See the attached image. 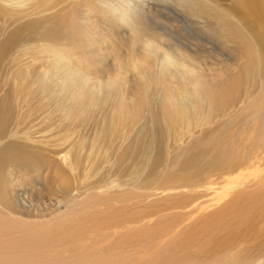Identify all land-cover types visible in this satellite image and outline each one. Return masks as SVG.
Masks as SVG:
<instances>
[{"label": "bare ground", "instance_id": "6f19581e", "mask_svg": "<svg viewBox=\"0 0 264 264\" xmlns=\"http://www.w3.org/2000/svg\"><path fill=\"white\" fill-rule=\"evenodd\" d=\"M64 1L0 0V14L7 16L10 22L12 15H15L17 22L21 18L28 17L32 12H47ZM184 1L190 4L193 2V0ZM208 1L213 18L220 20V23H217L218 34L233 44L228 47V54L236 55L234 58L236 63L226 66L225 75L231 76L230 74L234 73L241 62L242 65L252 67L250 71L254 77L252 81L249 78L250 84L238 97L230 96L228 98L230 101H225L229 102L228 105L218 108L219 112L210 116L212 119L224 115L232 103L236 104L242 100L240 96L243 95V98L247 96L253 85L257 83V79L262 77L264 0H233L231 6L225 10L211 0ZM195 8L199 14H203L206 10V6L201 4H197ZM27 26L29 28L30 24ZM24 28L25 25L21 26L19 31ZM161 44L155 39H143L140 47L145 59L153 57L158 50H161ZM235 48H243L244 51L242 54H236L239 51L235 52ZM163 55L161 64L156 62L148 66L147 62L139 58L132 63V71H136L144 81L147 75L163 74L165 70L175 78L173 83L178 92L171 94L162 87L164 94L161 91V95L159 93L155 97L152 108L159 109L160 112L166 110L165 112L172 113L170 110L172 108L185 110L189 107V110H192L191 107L201 106L204 101L211 100L215 90L213 87L217 86L218 81H223V73L219 78L211 75L210 81H207L204 75H197L205 70V66L193 59L189 53L179 51L178 56H174L169 50H164ZM55 57L57 60L51 64V67L56 75L50 76V80L49 76L36 79H40L39 83L48 95L51 93L61 103L71 101L70 103L79 107L81 114H84L90 106L102 105L103 99L110 97L109 94L103 93L102 89L109 91L112 86L111 79L101 82L98 79L90 84L88 74L72 68L70 62L62 60L60 55L56 54ZM5 68L3 66L0 69L5 70ZM14 76L16 77L17 74L15 73ZM19 82L14 79L9 103L0 102V264H34L25 260L35 256L44 257L45 251L68 245L70 249L74 247L79 253L83 251L84 253L72 259L56 256L38 264H264V248L250 251L244 247L248 242V239L245 240L248 235H245L247 229L251 230L250 236H254V230L261 233L264 229V218L259 216L258 219H251L257 211L264 212V174L259 177V168L262 165L264 167V140L263 137L255 134L256 127L253 128L254 130H241L239 139L233 138L232 142L238 144L233 154L229 155L230 152L213 149L211 161L205 162L207 167L204 169L211 166L214 169L208 172L218 170L217 173L220 175L234 173V176L227 179V187L222 188L221 193L213 200L216 201L214 204L218 205L217 209L207 212L203 216L204 219L200 218L196 230H192L193 232L188 230L177 242L178 245H182L181 243L186 241L189 245L196 241L193 240L194 237L202 234L210 239L209 244L214 245L212 237L218 234L220 240L216 245L220 244L218 246L223 248L222 253L218 254L216 250L218 246H216L212 253L210 252L212 249H206V257L202 260H195L196 257L179 260L168 256L165 252L150 256L143 243H148L146 239L163 236L168 232V228L158 222L156 230L148 233L149 228L142 227V230L138 231L128 225L145 221L147 220L145 218L157 215L161 210L169 207L155 206L147 200V196L158 189L190 188L192 192L198 187V178L204 177L208 172L205 173L204 169L197 168L188 171L190 162L185 159L181 162L170 160L159 169L161 164L158 161V163L153 161L150 163L139 154L128 155L127 151L131 144L127 145V150L123 149L124 138L127 133L128 136L134 131L138 134L134 126L139 124L140 118L137 117L140 115L138 110L125 112L119 107L115 108L114 114H130L135 118L129 119V122L124 124L110 123L109 138L106 140L96 138L98 134L94 130L97 127L95 123L89 120L72 122L69 118H65L63 121L56 120L57 122H50L41 127L37 139L45 143H53L52 146L47 144L46 147H41L37 145L39 140L30 136V129L24 127L26 122H22L21 110L23 106L35 102L42 105L44 102L33 93V98H30L29 93L25 97L19 96L24 85L30 90L31 85L37 81L30 84ZM163 84L165 85V82ZM147 85H149L148 80ZM99 95H103L104 98H96ZM122 98L121 95L120 103ZM147 99V102H150L151 99ZM125 101L123 103L131 105L132 100ZM123 103L122 107L125 106ZM205 107L211 112L210 105ZM89 117V114L85 113L83 118ZM206 118L207 116L202 121H193L192 125L185 129L184 134H181L178 125L185 124L182 120L175 121L172 128L164 125L165 132L172 133L174 130L171 136L173 140L167 148L175 149L178 147L175 145L177 142L180 144L184 135L188 137L194 135L197 127L204 124L203 120ZM142 124L146 126L145 121ZM175 128L178 133L175 132ZM90 129H93V132L89 134ZM232 130L233 135L237 127H232ZM101 141L103 144L100 143ZM58 145L64 148H59ZM193 146H196L195 143L190 147ZM188 150L191 151L190 148ZM60 153L62 155L57 158ZM247 169L252 170L246 175L242 174L243 170ZM249 174H254L252 178L261 179L249 182L251 180L248 179ZM35 186L43 188L46 196L34 199L23 195V191L26 190L32 193L33 189H36ZM238 186L241 189H238ZM89 189H94V192H89L88 200L80 210L71 207L66 212L59 210L61 204L69 199L77 197L82 201L80 196ZM190 192L184 191L185 200L179 204L182 209L196 198V195ZM249 195L254 198L249 199ZM68 204L71 205L69 201L66 206ZM197 209L201 211L203 207L198 205ZM226 217L229 220L224 221ZM176 219L177 217L173 218L172 228L177 225L174 222ZM243 223L245 227L242 228ZM215 226L218 229H215ZM119 227L125 228L126 232L119 234L117 229ZM205 243L209 247L208 241Z\"/></svg>", "mask_w": 264, "mask_h": 264}, {"label": "rangeland", "instance_id": "374dc122", "mask_svg": "<svg viewBox=\"0 0 264 264\" xmlns=\"http://www.w3.org/2000/svg\"><path fill=\"white\" fill-rule=\"evenodd\" d=\"M211 1L224 10L233 3V0ZM193 2L190 4L184 0H65L47 12H32L28 16L29 18H21L17 22L15 15H12L10 22L7 20V16L0 14V68L6 67L5 70L0 69L1 104L9 103L14 79L18 83L21 81L24 84L37 81L31 85L30 90L24 85L19 92L20 97H25L29 93L30 98H33V93L44 102L42 105L35 102L32 105L23 106L21 110L23 111L22 122H26L24 127L30 129V136L36 139L39 138L41 127L47 123L69 118L72 122L89 120V122L95 123L97 127L94 130L98 134L96 138L106 140L109 138L110 123L124 124L129 122V119L135 118L130 114H114L115 108L119 107L125 112L138 110L140 116L137 118H140V121L134 126L138 134L134 131L128 136L127 133L124 138L123 149L127 150V145L131 144L127 151L128 155L139 154L150 163L158 161L161 164L159 169L170 160L181 162L185 159L190 162L188 171H194V168L202 170L207 167L205 162L211 161L213 149H217L219 152H230L229 155L237 150L238 144L232 140L233 138L239 139L240 134H242L241 130L249 131L256 127L255 134L263 137L264 140V71L261 79L257 76L259 80L257 79V83L253 85V89L248 92L247 96L245 95L244 98L243 95L240 96V100H242L236 104L231 102L232 106L224 115L210 119V116L219 112L218 108L228 105L230 96L231 98L238 97L250 84L249 78L252 81L254 77L250 71L252 67L242 65L241 62L234 73L230 74L231 76L225 75L227 74L226 66L235 62L236 55L230 56L228 54V47L233 46V44L218 34L217 23H220V20L213 18L210 1L193 0ZM197 4L206 6L205 11L208 12L204 11L203 14L196 12ZM27 24H30L29 28ZM23 25L25 28L19 31ZM145 38L155 39L162 43L161 50L147 59L143 56L140 47ZM241 49L235 48V52L239 51L236 54H242L244 49ZM164 50H169L174 56H178L179 51L189 53L193 59L205 66V70L197 75H204L207 81H210L211 75L213 77L216 75L219 78L222 73L224 74L222 76L223 81H218L217 86L213 87L215 90H213L211 100L204 101L201 106L191 107L192 110H189V107L185 108L186 111L184 109L175 110L171 107L172 113L165 112L166 110L160 112L161 110L152 108L155 97L159 93L161 95V91L164 94V91L161 90L162 87L171 94L178 92L173 83L175 78L171 76L169 71L165 70L163 74L155 75L152 73L147 75L144 81L136 71H132V63L136 58H139L147 62L148 66H152L156 62L161 64ZM56 54L60 55L62 60L69 61L72 68L88 74L90 84L95 83L98 79L99 82L110 79L113 81H109L112 84L108 89L109 91L102 89V92L109 94L110 97L103 99L102 105L90 106L85 111L90 116L88 119L83 118L85 113L81 114L79 107L70 103L71 101L61 103L51 93L48 95L47 91L43 90L44 88L40 85V79L36 80L37 78L43 79L44 76H49L48 79L50 80V76L56 75L52 72L51 67V64L57 60ZM15 73L17 74L16 77L14 76ZM147 80L149 85H147ZM122 82L124 84L120 85ZM44 83L45 81H43ZM41 91L42 93H40ZM103 95L96 98L102 99L104 98ZM121 95L123 97L122 103L126 102L125 100H132L131 105L123 103L125 106L122 107V103L119 101ZM147 98L151 99L150 102H147ZM226 100L228 103L225 102ZM208 105L211 107V112L205 107ZM67 112L70 113L67 114ZM205 116L207 118L203 120L204 124L197 127L194 135L190 137L184 135L180 144L177 142L178 145H175L178 146L175 149L169 150L167 148V145L173 140L171 136L174 134V130L172 133H167L164 130L165 126L172 128L173 124L176 123L175 121L181 122L182 120L185 124L179 123L178 125L182 131L181 134H184L185 129L192 125L193 121H202ZM144 121L146 126L142 124ZM182 126L184 127L182 128ZM232 127H237L236 133L233 135L231 134L233 133ZM92 132L93 129H90L89 134ZM175 132L178 133L176 128ZM37 140H39L37 145L41 147H46L47 144L53 145V143L42 142L41 139ZM130 141L132 143H129ZM100 143L103 144L102 141ZM194 143L196 146L190 147ZM58 147L64 148L59 145ZM189 148L191 151L188 150ZM61 155L62 153L58 154L57 158H60ZM211 169L214 168L210 166L204 171L206 173ZM251 170H243L242 174L246 175ZM217 171H210L204 177H199L198 187L192 192H190V188L158 189L153 190V193L147 196V200L151 204L160 208L169 207L161 210L157 215L145 218L147 219L145 221H137L128 225L138 231L142 230V227L144 229L149 228L148 233L156 230V223L158 222L168 228V232L163 236L146 239L148 243H143L146 245L150 256L165 252L168 256L179 260L188 257H196L195 260H202L206 257V249H212L211 252L220 245H216L217 241L220 240L218 234L212 237L213 242H215L214 245L209 244L210 239L202 234L193 238L196 241L192 242L193 245L189 244L191 247L186 241L181 243L182 245L177 244L184 237L182 234L188 230H196L200 218L204 219L203 216L207 212L217 209L218 205L214 204L216 201L213 202V200L221 193L222 188L227 187V179L234 176V173L220 175ZM259 171V177L263 176V165ZM252 175H248V179H251L249 182L261 179L252 178ZM34 188L36 189H33L32 193L29 190L23 191V195L34 199L46 196L43 188L38 186ZM238 189L241 188L238 186ZM185 190L194 193L196 198L182 209L179 204L185 200ZM89 192H94V189L84 192L80 196L82 201L76 197L68 200L71 203V205H67L68 207L66 206L68 201L62 203L59 210L66 212L70 207L80 210L88 200ZM248 198L251 199L254 196L249 195ZM198 205L203 207L201 211H198ZM149 209L151 210V208ZM259 216L264 218V212L257 211L251 219H258ZM174 217H177L174 220L177 225L172 228ZM226 220L229 218H224V221ZM243 227H245L244 223L242 224ZM214 228L218 229L217 226ZM117 229L119 234L126 232L124 231L125 228L119 227ZM171 229L172 231H169ZM247 231L245 235H248L245 240L248 239V242L244 247L250 251H258L264 248V229L261 230V233L254 230V236H250L251 230L247 229ZM135 236L138 238L137 235ZM203 239L207 240L204 241ZM207 241L209 247L205 243ZM63 248L47 250L44 252V257L27 258L25 262L38 264L40 261H48L56 256L72 259L79 256L80 253H84V251L79 253L74 247L70 249V245ZM216 250L220 254L223 248L218 246ZM25 251L28 250L25 249Z\"/></svg>", "mask_w": 264, "mask_h": 264}]
</instances>
